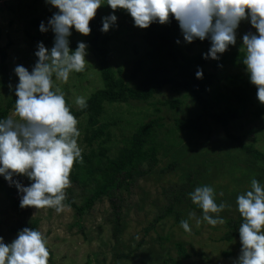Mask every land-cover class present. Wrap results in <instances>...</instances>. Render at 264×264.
Here are the masks:
<instances>
[{"label": "trees", "instance_id": "1", "mask_svg": "<svg viewBox=\"0 0 264 264\" xmlns=\"http://www.w3.org/2000/svg\"><path fill=\"white\" fill-rule=\"evenodd\" d=\"M38 2L40 0H34V3ZM109 7L102 5L101 12L104 13L96 14L90 21V34L81 35L82 41L87 45L86 50L96 60L101 84L85 99V108L76 107L65 98L78 121L77 140L81 139L86 146L81 148L83 162H74L69 177L70 181L84 190V203L78 205L73 199H65L63 202L74 207L83 216L97 202L110 200L113 214L106 217L104 224L111 225L117 235L123 227V192L130 191L141 177L150 172L152 174L161 160L171 158L160 170V175L165 171L182 173L181 178L186 182L181 183L177 189L174 188L173 199L169 198V204L160 207L154 223L162 222L171 215H174L177 222L186 220L187 213L183 208L187 206L203 214L202 209L191 201L189 193L198 186L208 185L214 188L217 204L224 200L229 207L236 208L238 218L227 219L226 225L231 230L222 237L225 241H231L243 222L236 203L240 185L251 184L252 179L264 184V152L256 149V141L243 143V136L232 133V123L241 120L244 114H253L250 121L263 118L264 103L258 100L257 87L251 83L249 74L235 72L220 75L233 65L246 68L243 64L245 53L239 55L234 52L230 62L228 54L219 55V59L210 56L205 58L209 49L195 52V48L208 45L210 48V40L197 38L193 42H186L179 23L174 18L165 24L152 23L147 28L135 26L133 22L124 31L135 32L130 37L136 40H124L122 47H115L114 33L101 30L103 18L113 12L117 16L131 15L124 9L113 10ZM32 23L38 28V32H28V36L33 41L54 46L52 37H46V33L40 30L39 19H33ZM79 42L81 41L70 43L71 48L75 50ZM0 51V119H4L15 110L17 97L16 90L9 89L8 86L10 72L6 50ZM199 69L203 70L202 79L196 76ZM79 75H83V72H79ZM222 80L225 82L222 83ZM226 80L229 81L228 84ZM213 86L215 87L212 89ZM167 93L175 94L176 97H165ZM133 102L151 106L154 113L146 116L148 110H142L141 117L136 119L132 127L133 131L129 135L124 134L122 146L119 147V143L113 140L114 120L119 117H112L108 121L106 113L109 106L129 105ZM166 109L174 112L170 121H166L169 119L166 115L156 116ZM217 128L225 133L222 140L214 136ZM221 174L230 176L233 187L238 190L230 189L232 183L226 186L215 183V175ZM18 175L13 176V182ZM218 189L226 190L227 194L219 197ZM2 192H5L13 209L23 214L25 207L20 206L19 189L0 175V193ZM177 207H182L183 210L178 212ZM229 210L213 215L226 220L224 214L229 213ZM25 227L38 230L39 220L22 223L19 228L11 231L19 233ZM159 238L163 243L165 237ZM166 239L170 240V236ZM176 246L179 248V258H174L168 252L161 259V264H183L189 257L184 242H178ZM50 254L52 255L51 252ZM225 255L229 256L231 253L225 252ZM86 264L91 263L88 261Z\"/></svg>", "mask_w": 264, "mask_h": 264}, {"label": "clouds", "instance_id": "2", "mask_svg": "<svg viewBox=\"0 0 264 264\" xmlns=\"http://www.w3.org/2000/svg\"><path fill=\"white\" fill-rule=\"evenodd\" d=\"M59 11L53 14L40 30L55 33L51 49L38 44V57L32 71L20 65L15 68L19 77L16 86L15 114L19 120L0 119V175L13 182V176L26 175L29 186L14 181L22 193L20 206L51 207L63 211L65 189L70 186L74 162H83L78 146V121L68 107L64 95L54 88L53 80L67 82L72 72L85 69L87 45L81 41L73 50L70 36L73 28L81 34L92 31L90 21L97 9L108 5L113 10L130 13L134 25L147 28L152 23L165 24L174 18L179 23L186 42L209 39V56L219 59L230 45L237 42V29L242 20H250L257 33L243 36L245 51L243 64L252 84L257 87V98L264 103V0H46ZM113 12L105 16L102 31L107 32L117 21ZM252 26V27H253ZM179 43V41H177ZM203 78V70L196 72ZM75 103L87 106L83 97ZM191 201L203 212V221L212 226L224 223L218 214L224 203L215 201L214 188L198 186L189 193ZM243 218L239 227L241 254L236 264H264V184L252 179L251 187L236 198ZM181 227L191 232L187 220ZM47 240L39 230L25 227L17 238L5 243L0 237V264H49Z\"/></svg>", "mask_w": 264, "mask_h": 264}, {"label": "rangeland", "instance_id": "3", "mask_svg": "<svg viewBox=\"0 0 264 264\" xmlns=\"http://www.w3.org/2000/svg\"><path fill=\"white\" fill-rule=\"evenodd\" d=\"M1 7H4V9H0V50L5 49L7 53V65L10 72L9 89L16 90L19 77L15 73V68L22 65L32 71L38 61L35 53L40 42L33 41L28 36V32L31 34H37L38 32V28L33 25L32 20L38 18L40 24L44 22L47 25L49 19L53 16V12L59 10L47 3L46 0H40L38 3H34V0H1ZM101 11L102 8H98L97 14L104 13ZM117 17V21L107 32L114 33L113 45L122 47L124 40H136L130 37L135 35V32L124 31V28L130 27L134 20L127 14H119ZM252 26L250 20H242L236 30V44L230 45L228 51L219 55L228 54L227 58L230 62L234 52L239 55L245 53L243 36L258 31ZM45 33L46 37L51 36L55 41V33L50 27ZM81 35L73 28L72 35L69 38L70 43L82 41ZM43 44L48 49L53 47ZM238 44L241 45L238 46ZM203 49L210 50L209 45L205 47L197 46L195 52ZM82 72L83 75H79V72H72L66 83L55 78L53 80L54 88H58L64 97L69 99L76 107H79L75 103L77 97L87 99L94 88L99 87L101 84V77L96 68V60L89 51H87L85 69ZM235 72L243 75L248 74L246 68H238L233 65L220 75L224 76ZM224 82L222 80V83ZM226 83L228 84L229 81L226 80ZM225 90L223 89V91ZM165 97H176V95L167 93ZM142 110H148L146 116L154 113L151 106L148 107L147 104L135 102L129 105L116 104L109 106L106 120L110 121L112 117H119L114 120L115 125L113 127L115 136L113 140L117 144L119 143V147L122 146L121 141L124 139V134L129 135L133 131L132 127L135 125L136 119L141 117ZM252 110L254 111L255 107ZM173 113V111L166 109L162 113L156 114V116L166 115L169 118L166 121H170L173 118ZM9 116L19 120L15 110ZM252 117L253 114L249 112L246 115L244 114L241 120L234 121L232 123V133L243 136V143L256 141V149L264 152V117L250 121ZM220 129L217 128L214 136L222 140L225 133ZM77 142L80 149L86 146V143H83L81 139ZM114 150L115 148L112 152ZM169 160L171 158L161 160L152 174L150 172V174L141 177L130 191L123 192L124 207L121 221L123 227L117 235L111 225L104 224L106 217L113 214L111 202L108 199L97 202L83 216H80L74 207L64 202L63 211L61 212H57L51 207L38 209L34 206H28L22 211L23 214H19L18 211L13 209L10 200L5 196V192H2L0 193V237H3L5 243H11L18 236V233H12V229H17L20 224L29 223L30 220L36 219L39 220L38 230L43 233L48 242V249L52 253L49 257V264H86L88 261L91 264H161V259L165 253L169 252L174 258H179V248L176 243L181 241L184 242L189 254L183 264H236L242 248L239 229H237V235L231 241H225L222 237L231 230L226 225L227 219H237L238 213L235 211L236 208L234 206L229 207L226 201L220 200V203L226 205L224 210L230 209L229 213L224 214L226 220L222 224L210 225L203 221V214L194 211L192 207L187 205L183 209L186 210V220L190 224L191 232H186L181 227V222L176 221L174 215L165 217L162 222L154 223L156 216L160 213V207L168 205L169 198L173 199L174 188L177 189L182 185L181 183L186 182L181 178L182 173L165 171L160 175V170L169 163ZM224 175H215L217 177L214 176L213 181L224 186L232 183V178ZM161 176L163 179H161ZM15 181H19L24 186H29L32 183L24 174H19ZM12 184L15 183L12 182ZM233 186L232 183L231 190H238L237 187ZM250 187L251 184L249 183L240 185L241 190L239 193L246 192ZM217 194L220 197V195H226L227 191L218 189ZM84 195L82 187L72 181H70V186L65 189V199H73L78 205L84 203ZM21 197L22 193L20 192L18 198L21 199ZM181 208L177 207V211L183 210ZM180 219L182 220V216H180ZM153 223L155 227H153ZM159 236L165 237L163 243L160 242ZM167 236H170V240L166 239ZM225 252H230L231 255H225Z\"/></svg>", "mask_w": 264, "mask_h": 264}]
</instances>
